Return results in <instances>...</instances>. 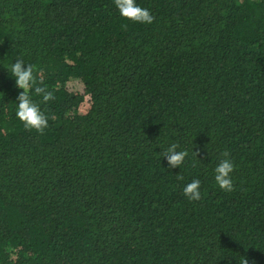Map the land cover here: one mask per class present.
<instances>
[{
  "label": "trees",
  "instance_id": "trees-1",
  "mask_svg": "<svg viewBox=\"0 0 264 264\" xmlns=\"http://www.w3.org/2000/svg\"><path fill=\"white\" fill-rule=\"evenodd\" d=\"M136 3L151 24L113 0H0V264H264V0ZM18 59L55 97L30 93L43 134L16 116Z\"/></svg>",
  "mask_w": 264,
  "mask_h": 264
},
{
  "label": "clouds",
  "instance_id": "clouds-1",
  "mask_svg": "<svg viewBox=\"0 0 264 264\" xmlns=\"http://www.w3.org/2000/svg\"><path fill=\"white\" fill-rule=\"evenodd\" d=\"M116 8L122 17L135 23L151 24L154 20L153 15L146 8L140 7L136 0H113ZM8 71L11 76L15 78L16 87L23 91L17 97L18 108L16 111L17 118L23 123L26 129H35L37 132L43 134L48 127V117L41 111L37 102L32 99L30 95L34 87V92L37 96H42V101L47 103L54 100L55 97L51 91L46 90L45 87L37 86V76L34 75V66L27 65L23 60H16L10 65ZM41 85L43 81L39 82ZM178 145L171 144L164 153V158L167 160L169 168H179L188 156L187 151H177ZM197 157L199 153L194 152ZM224 159L214 169L215 183L219 188L225 192L234 190L232 173L234 171V163L228 157L230 153L225 151L222 153ZM178 179H183L182 176ZM201 182L198 179L192 180L183 188V194L190 201H198L201 199ZM242 264H248V260L244 259Z\"/></svg>",
  "mask_w": 264,
  "mask_h": 264
}]
</instances>
